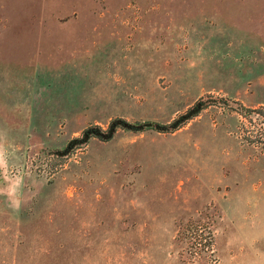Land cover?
<instances>
[{
    "label": "rangeland",
    "instance_id": "rangeland-1",
    "mask_svg": "<svg viewBox=\"0 0 264 264\" xmlns=\"http://www.w3.org/2000/svg\"><path fill=\"white\" fill-rule=\"evenodd\" d=\"M0 264H264V0H0Z\"/></svg>",
    "mask_w": 264,
    "mask_h": 264
},
{
    "label": "trees",
    "instance_id": "trees-1",
    "mask_svg": "<svg viewBox=\"0 0 264 264\" xmlns=\"http://www.w3.org/2000/svg\"><path fill=\"white\" fill-rule=\"evenodd\" d=\"M201 108L202 106L190 107L186 112L175 117L172 121L167 123H157V126H159L163 130H171V131L176 130L181 126L185 125L191 118L196 116L201 110ZM143 127H144L143 122L131 121L125 117H116L110 121L107 128H103L99 125L88 127L84 130V134L82 136H77L72 138L65 148L56 149L55 151L57 152V154L63 155L68 153V151L72 147L78 146L80 142L88 141V139L92 136H98L102 139H109L114 135V133L118 128L139 131ZM191 237H192L191 246L195 249L197 248L202 249L203 246L205 247L206 245L211 243V240H209L203 232H200L198 228L197 229L194 228L193 230H191Z\"/></svg>",
    "mask_w": 264,
    "mask_h": 264
},
{
    "label": "water",
    "instance_id": "water-1",
    "mask_svg": "<svg viewBox=\"0 0 264 264\" xmlns=\"http://www.w3.org/2000/svg\"><path fill=\"white\" fill-rule=\"evenodd\" d=\"M146 124H147V125H151V124H152V122H151V121H148V122H146Z\"/></svg>",
    "mask_w": 264,
    "mask_h": 264
}]
</instances>
